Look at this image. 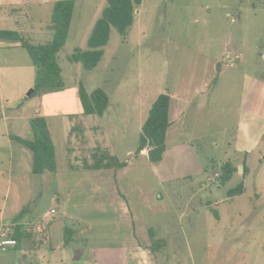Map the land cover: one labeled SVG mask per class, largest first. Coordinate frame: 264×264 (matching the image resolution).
I'll list each match as a JSON object with an SVG mask.
<instances>
[{"label": "rangeland", "instance_id": "rangeland-1", "mask_svg": "<svg viewBox=\"0 0 264 264\" xmlns=\"http://www.w3.org/2000/svg\"><path fill=\"white\" fill-rule=\"evenodd\" d=\"M105 5L73 1L65 44L57 53L63 87L29 97L35 115L47 122L57 172L19 174L10 153L20 144L9 149L0 139L6 212L16 205L40 217L54 206L56 213L50 210L47 218L72 228L69 214L82 217L90 243H110L109 210L88 200L117 195L132 205L135 227H144L151 245L177 239L178 223L184 225L191 252L180 254L182 264H264V132L257 137L239 117L242 95L255 80L249 109L264 126V0H141L126 35L111 28L100 61L85 71L67 56L86 49ZM211 58L222 68L214 86L209 78L210 97L200 106L190 104L181 121L184 133L196 137L191 143L202 172L162 183L147 161L149 147L137 152L142 123L159 94L201 89ZM79 83L87 93L101 88L107 94L101 116L80 117ZM19 128L24 139H32L27 123ZM174 141L170 137L168 145ZM226 162L235 171L222 185L220 167ZM93 165L103 170H85ZM239 182L243 193L228 197ZM165 253L163 246L155 252L158 264L171 263Z\"/></svg>", "mask_w": 264, "mask_h": 264}, {"label": "crops", "instance_id": "crops-1", "mask_svg": "<svg viewBox=\"0 0 264 264\" xmlns=\"http://www.w3.org/2000/svg\"><path fill=\"white\" fill-rule=\"evenodd\" d=\"M56 1L58 0H0V31L16 32L33 43H48L53 34L50 28V15ZM208 68L212 73L208 72L207 76L209 77L205 79L202 85L203 89L168 93L170 97L168 113L170 126L165 137L166 149L162 160L157 164H152V171L157 173L162 183L202 172L191 143L196 137L194 134L192 137L187 132L184 133L185 128L181 121L184 111L190 104L194 103L196 106L197 104L200 106L201 99L206 100L212 90L211 88L208 92V84L213 79V74H217L218 79L222 67L217 59L211 58ZM257 83L252 80L242 95L239 117L250 123L247 126L251 127L258 137L263 134L264 126L260 122L259 115L253 114L249 109V100L254 94ZM33 84L34 68L25 49L16 41L0 39V139L9 149L13 147V143L19 145L18 142L11 139V136L24 139L19 133L20 125L27 123L30 126V118L37 117L35 115L36 107L30 102V95L26 96L25 93L28 88L33 87ZM4 102L16 103L17 106L11 108ZM78 113L82 117L80 108ZM11 126L13 131L10 129ZM63 129L64 127H62L64 133ZM170 137L175 138V141L168 145L167 141ZM178 137L181 140L176 141ZM17 147L14 152L10 153L14 169L19 174L33 175L31 173V152L29 154L22 145L19 146L20 148ZM144 155L141 154V156ZM145 156L147 157V154ZM186 159L188 165H186ZM124 168L125 166L121 169ZM89 169L97 172L103 170L85 168V170ZM56 172L57 168L54 173ZM116 196H112L109 200L96 199L93 196L88 200L90 204L92 201L96 205L102 206L105 211L109 210L111 222H114L112 230L106 234L113 241L97 244L90 243L86 239L85 233L88 228L81 226L82 217L80 219L78 216L69 214V220L73 223V227H66L60 219L47 218L51 213L50 210H56L52 206L40 217L32 216L30 211H26L24 208L22 216L16 220V216L23 208L16 209V205H13V209L9 210L12 214H8L6 199L0 198V225L11 224L13 227L15 225L18 227L16 241L7 245L4 250L0 249L4 253L3 255L0 253V264H158L154 256L159 249L151 250V244L146 240L149 238L148 233H144V227L140 231L138 227H135L138 217L132 210V205H129L126 197L120 199ZM54 201H57L56 196ZM185 233L184 225L179 222L176 230L177 239L170 238L169 243L164 242L163 248L166 251L167 263L182 264L180 254L186 250L188 254L191 252V243ZM98 236L99 234H97Z\"/></svg>", "mask_w": 264, "mask_h": 264}, {"label": "trees", "instance_id": "trees-1", "mask_svg": "<svg viewBox=\"0 0 264 264\" xmlns=\"http://www.w3.org/2000/svg\"><path fill=\"white\" fill-rule=\"evenodd\" d=\"M106 5L102 8L99 17L95 20L91 32L86 40V49L75 48L67 56L70 62L80 63L85 71L93 69L103 55V48L109 40L111 28H114L121 36L133 22V16L141 0H105ZM73 11L72 0H58L53 4L50 15V28L53 31L52 38L48 43H33L29 39L12 31H0V39L16 41L27 52L34 68V84L30 96L36 93L56 90L63 87L61 69L57 61V53L65 44L68 27ZM218 73V65L216 66ZM217 81V74L212 82ZM77 99L80 113L83 116H101L108 104V96L101 89L96 88L87 93L81 83L77 88ZM170 97L167 93L159 94L148 110V114L142 123L137 152L149 147L148 161L151 164L159 163L166 149L165 137L169 122ZM32 139L25 140L17 136L11 139L18 142L31 152V173L42 174L55 172V153L50 138L46 121L43 117H32L29 120ZM118 167L125 166L117 161ZM97 168V165L90 166ZM235 167L226 162L220 167L219 181L224 185L233 175ZM243 193V182H239L234 188L227 191L228 197ZM23 210L16 216V220L22 216ZM13 241L18 237V227H13ZM164 245V241H155L151 250H157Z\"/></svg>", "mask_w": 264, "mask_h": 264}, {"label": "built area", "instance_id": "built-area-1", "mask_svg": "<svg viewBox=\"0 0 264 264\" xmlns=\"http://www.w3.org/2000/svg\"><path fill=\"white\" fill-rule=\"evenodd\" d=\"M54 212V210H51ZM13 225L11 224H4L0 225V249L4 250L7 245L13 242Z\"/></svg>", "mask_w": 264, "mask_h": 264}, {"label": "water", "instance_id": "water-1", "mask_svg": "<svg viewBox=\"0 0 264 264\" xmlns=\"http://www.w3.org/2000/svg\"><path fill=\"white\" fill-rule=\"evenodd\" d=\"M31 92H32V89H31V90H29V91L26 93V96L30 95V94H31Z\"/></svg>", "mask_w": 264, "mask_h": 264}]
</instances>
